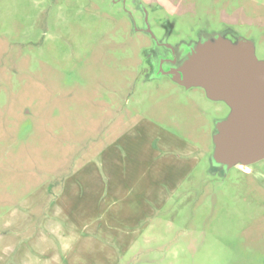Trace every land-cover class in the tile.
<instances>
[{
	"label": "rangeland",
	"instance_id": "1",
	"mask_svg": "<svg viewBox=\"0 0 264 264\" xmlns=\"http://www.w3.org/2000/svg\"><path fill=\"white\" fill-rule=\"evenodd\" d=\"M157 42L264 61V0H0V264H264V160Z\"/></svg>",
	"mask_w": 264,
	"mask_h": 264
},
{
	"label": "water",
	"instance_id": "2",
	"mask_svg": "<svg viewBox=\"0 0 264 264\" xmlns=\"http://www.w3.org/2000/svg\"><path fill=\"white\" fill-rule=\"evenodd\" d=\"M166 75L209 98L225 101L230 117L219 123L214 161L229 168L264 159V61L250 44L204 43Z\"/></svg>",
	"mask_w": 264,
	"mask_h": 264
},
{
	"label": "flooded vegetation",
	"instance_id": "3",
	"mask_svg": "<svg viewBox=\"0 0 264 264\" xmlns=\"http://www.w3.org/2000/svg\"><path fill=\"white\" fill-rule=\"evenodd\" d=\"M146 30V32L148 31L149 33H150V28H149V26H148V28L147 29H145ZM158 43V42H157ZM167 44L165 43V44H163V45H161L160 43H158V46L160 47V48H162V49H168V52L169 53H171V55L170 56H159L158 58H155L154 57V62L156 63V65H154V66H151L150 67V72L149 73H151V74H153V75H159L160 73V71H162V72H167V71H169L170 69H172V68H179L180 66H181V64L184 62V61H182L181 63H180V61H179V59L175 56V53H174V47H168V46H166ZM176 84H178V85H180V86H182V87H184V88H187V87H185V86H183V85H181V84H179L178 82H176L175 80H173ZM191 88H195V87H191ZM199 88H202V87H199ZM187 89H189V88H187ZM202 89H204V88H202ZM207 97H208V95H207ZM209 98V97H208ZM210 100H212V101H214V102H216V101H222V100H213V99H211V98H209ZM222 102H224L225 104H226V106H228L229 108H230V115H231V113H232V108L225 102V101H222ZM229 115V116H230ZM264 160V159H263ZM263 160H261V161H263ZM261 161H259V162H261ZM256 163H258V162H256ZM256 163H254V164H256ZM254 164H250V165H245V164H237L236 166H245L246 168H247V170H249V171H246L247 173L248 172H250V169H249V166H252V165H254Z\"/></svg>",
	"mask_w": 264,
	"mask_h": 264
}]
</instances>
